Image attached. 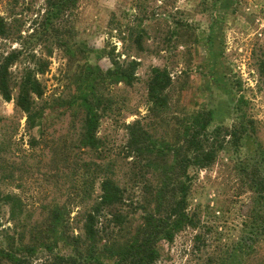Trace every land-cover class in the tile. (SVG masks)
<instances>
[{
    "label": "rangeland",
    "instance_id": "1",
    "mask_svg": "<svg viewBox=\"0 0 264 264\" xmlns=\"http://www.w3.org/2000/svg\"><path fill=\"white\" fill-rule=\"evenodd\" d=\"M45 13L46 0H0L7 26V35L0 36V61L12 51L19 54L9 68L12 97L25 68L34 67L36 60L46 64L37 74L43 93L36 101L43 115L34 129L26 128L24 113L13 99L0 97V191L21 196L34 217L52 197L78 196L73 193L74 179L84 164H99V176L109 174L125 187L127 196H140L150 173L126 147V126L136 120L154 137L169 141L175 126L190 114L211 113L209 129L226 130L243 113L264 150V0H79L65 16L66 26L72 28L69 43L92 48L88 61L103 70L113 67L112 59L119 64L138 62L132 84L107 82L102 88L113 105L100 117L96 151L78 141L83 112L76 72L84 60H68L53 30L41 31ZM153 66L165 68L171 77L162 116L148 112L147 83ZM238 103L241 111L236 113ZM219 139L224 145L214 162L189 170V210L196 213L199 226L186 227L171 242H160L154 264H219L234 248L241 256L228 257L226 264H264V239L249 248L252 239L243 231L252 193L240 165L250 156L258 158L256 143L249 129L238 149L228 135L222 133ZM133 172L138 178H132ZM99 178L83 196L99 195ZM71 209L76 233L84 206ZM1 217L3 227L11 225L7 208Z\"/></svg>",
    "mask_w": 264,
    "mask_h": 264
},
{
    "label": "trees",
    "instance_id": "2",
    "mask_svg": "<svg viewBox=\"0 0 264 264\" xmlns=\"http://www.w3.org/2000/svg\"><path fill=\"white\" fill-rule=\"evenodd\" d=\"M78 1L46 0V19L41 31L53 30L68 60H84L76 72L77 101L83 112L78 141L79 145L96 151L100 146L96 136L100 117L113 105L112 100L103 96L102 88L107 82L132 84L138 62L131 59L119 64L112 59L113 67L103 70L88 61L92 48L82 42L69 43L67 35L72 28L66 26L65 16ZM6 35V22L0 15V36ZM18 57L17 51H12L0 61V97L5 101L13 99L14 106L24 113L26 128L32 130L43 115V108L36 101L43 93L37 74L44 71L46 64L36 60L34 67L25 68L17 94L12 97L9 68ZM170 85L171 77L165 68L151 67L147 83L149 114L162 116L167 110ZM235 111H241L239 103ZM211 119V113L190 114L175 126L173 139L169 141L154 137L137 120L127 124L126 147L132 158L143 163L141 167L150 173L142 182L140 196H127L125 187L109 174L99 176L103 169L97 163L84 164L77 173L73 193L78 196H66L64 200L52 197L40 205L36 217L30 214L21 196L0 191V264H154L159 259L162 241L171 242L186 227L199 226L196 213L189 210L192 198L189 170L206 168L214 162L224 145L219 139L222 133L238 149L248 129L256 143L258 158L250 156L241 163L240 173L252 193L243 231L252 239L248 247H253L264 239V150L253 133L252 121L243 113L237 116V124L226 130L221 126L210 130ZM97 177H100L99 195L83 196ZM132 178H138L136 172ZM73 206H84L76 233L70 216ZM3 208L8 209L11 224L5 227L1 221ZM232 256H241L240 250L229 249L219 264H226L225 260Z\"/></svg>",
    "mask_w": 264,
    "mask_h": 264
}]
</instances>
